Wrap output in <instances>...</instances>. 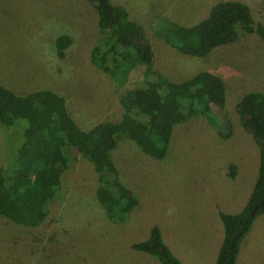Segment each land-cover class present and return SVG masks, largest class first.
<instances>
[{"label": "rangeland", "instance_id": "rangeland-1", "mask_svg": "<svg viewBox=\"0 0 264 264\" xmlns=\"http://www.w3.org/2000/svg\"><path fill=\"white\" fill-rule=\"evenodd\" d=\"M56 1L54 5L55 0H0V81L18 94L49 88L65 96L68 112L83 128L93 124L84 114L87 110L111 120L109 109H103L105 102L111 110L121 108L117 87L90 58L98 39L96 9L88 0H77L76 17L73 5ZM217 1L112 0L142 26L153 49V66L165 78L182 82L200 70L219 76L224 84L222 107L175 124L162 158L146 154L122 134L116 136L117 148L129 143L131 160L121 163L119 157L116 167L121 183L137 202L120 220L107 216L96 198L104 178L75 147L63 145L65 167L47 203L45 219L36 226H24L0 215V264H161L131 244L148 238L154 225L163 240L168 228L176 232L184 224L187 232L197 226L203 207L211 205L215 195L236 191L241 178L232 182L227 176L235 159L246 160L243 166L237 161L239 174H254V160L258 164L259 158L250 143L258 145L241 125L236 103L247 92H264V40L237 25L234 41L198 57L180 53L160 35L172 22L195 24ZM241 1L249 6L255 23L263 20L264 0ZM60 34L68 38L62 58L54 44ZM194 39L191 34L190 40ZM141 76L133 77L138 85ZM77 86L86 90L74 96L77 90L71 93L70 89ZM25 124L24 119L13 126L0 123V166L19 156ZM25 150L26 157L30 152ZM252 229L254 257L257 250L264 257V218Z\"/></svg>", "mask_w": 264, "mask_h": 264}, {"label": "trees", "instance_id": "trees-1", "mask_svg": "<svg viewBox=\"0 0 264 264\" xmlns=\"http://www.w3.org/2000/svg\"><path fill=\"white\" fill-rule=\"evenodd\" d=\"M88 1L96 9V44L99 42L93 46L90 58L114 80L124 110L119 120L100 121L85 130L69 114L65 98L56 91L39 88L18 94L0 81V123L13 126L19 119L26 121L19 156L0 166V215L17 224L36 226L45 219L47 203L65 167L61 151L65 144L75 147L104 178L96 189L98 203L107 216L122 219L123 212H129L137 202L121 183L111 158L116 136L122 134L146 154L162 158L175 124L199 113L220 110L223 104L224 84L219 76L200 70L182 82L168 80L154 68L153 50L143 28L129 17L125 7L111 0ZM237 25L264 40V18L255 23L249 6L241 0H219L195 24L172 22L160 35L180 53L204 57L212 48L234 41ZM191 34L194 41L190 40ZM67 41L65 34L55 37L60 58L66 54ZM138 73L142 75L140 85L133 80ZM236 110L241 125L259 147V166L244 207L237 213L219 212L224 237L214 264H235L243 238L255 218L264 214V92L245 93L236 103ZM223 120L228 123V119ZM25 149L30 152L26 157ZM229 168L232 177L235 165ZM112 198L116 202L110 203ZM131 247L157 257L161 264H181L156 225L148 238Z\"/></svg>", "mask_w": 264, "mask_h": 264}, {"label": "crops", "instance_id": "crops-1", "mask_svg": "<svg viewBox=\"0 0 264 264\" xmlns=\"http://www.w3.org/2000/svg\"><path fill=\"white\" fill-rule=\"evenodd\" d=\"M64 1L67 5H73L74 16L76 15V17H78L77 12L75 11V9L77 8V0H64ZM56 3L57 1L55 0L54 5ZM59 4H61V2ZM82 21H85V19H82ZM94 24L95 23H93V25ZM95 26L97 27V25ZM153 64H154V55H153ZM70 90H71V93L77 90L74 96L76 95L79 96L81 94L80 92H83L84 90H86V88L82 89L81 87L77 86V87H72ZM63 97L65 98V96ZM117 99L119 100V98ZM86 104L90 105V103L88 102ZM104 106H105V109L103 110L106 111L109 109L108 112L109 114L112 115L111 120L117 121L121 118L122 113H123L122 105H120L121 106L120 108L119 106H116L114 103V106L116 107L112 110L110 107V103L105 102ZM118 113H119V116L117 118ZM84 114L88 120L93 122V124H91L92 126L100 121L106 120L104 119V116H102L103 118H99V117H96L94 113H91V112L88 113V110ZM95 118L98 120L94 121ZM76 122L82 127V129H85V130L92 127L90 126L88 128H83L80 122L78 121ZM251 143H250V146L252 149H254L255 158L257 157L259 158V152L257 153V151H259V149L257 148L259 147H255L254 144L252 143L253 144L252 145ZM128 144L129 143H125V146L124 147L122 146L121 148H117V144H116V146L111 150V158L112 160L115 159L113 160V162L115 161L114 162L115 166L118 167L117 158L119 157H120L121 163L122 161L129 162L131 160L130 155H129L130 152H129ZM237 161H239L240 163L241 161L240 157L235 159L234 162L229 163V165L230 164L235 165L234 175L232 177L229 176V174L227 175L230 181L232 182L238 180L237 179L238 176L239 178H241L240 181L235 186L236 191L224 192V194L220 196L215 195L213 197L211 205L209 202L208 207H203V210H202L203 212L201 211L202 214L199 216L200 222L197 224V226L191 227L190 229H188L187 232H185L184 224H181L182 229L179 231L178 229H176L177 230L176 232L172 230L171 228H168V231L166 233V238L163 241L169 247L172 253L180 260L181 264H214L217 254H218V250L220 248V245L224 237L223 224L221 222L219 212L237 213L238 211H240V209L243 208L244 205L246 204L248 197L253 189L256 178H257L259 160H258V164H257V161L254 160V162H256V167L254 169V174H250V176L248 173H244V172L239 174ZM245 163H246V160H242L240 164H242L243 166ZM224 176L225 174L223 175V177ZM119 177L121 178L120 172H119ZM263 218H264V214H260L253 221L251 229L246 234V236L243 238L240 244V248H239V252H238L235 264H264L263 263L264 257L263 256L259 257L258 250H257L258 255H255L254 257L255 252L252 249V243H253L254 237L251 236L252 230H253L252 228L258 222L259 219H263ZM161 236H162V233H161ZM189 237L193 239H190ZM171 244L173 245V248L170 246Z\"/></svg>", "mask_w": 264, "mask_h": 264}]
</instances>
